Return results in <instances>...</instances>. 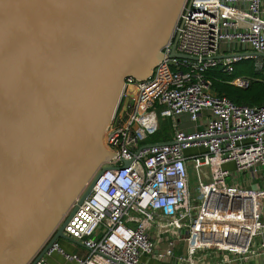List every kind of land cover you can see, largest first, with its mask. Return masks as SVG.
<instances>
[{
  "label": "built area",
  "instance_id": "2783aa9c",
  "mask_svg": "<svg viewBox=\"0 0 264 264\" xmlns=\"http://www.w3.org/2000/svg\"><path fill=\"white\" fill-rule=\"evenodd\" d=\"M247 52L264 53V0H185L151 77L125 80L112 156L64 226L84 254L57 241L35 264H264V103L236 105L204 78L242 60L261 70ZM162 120L170 141L147 143Z\"/></svg>",
  "mask_w": 264,
  "mask_h": 264
},
{
  "label": "water",
  "instance_id": "95a60500",
  "mask_svg": "<svg viewBox=\"0 0 264 264\" xmlns=\"http://www.w3.org/2000/svg\"><path fill=\"white\" fill-rule=\"evenodd\" d=\"M184 1L0 0V264L74 243L63 229L112 156L125 80L151 77Z\"/></svg>",
  "mask_w": 264,
  "mask_h": 264
},
{
  "label": "trees",
  "instance_id": "16d2710c",
  "mask_svg": "<svg viewBox=\"0 0 264 264\" xmlns=\"http://www.w3.org/2000/svg\"><path fill=\"white\" fill-rule=\"evenodd\" d=\"M238 77L251 79V83L247 89H240L230 83ZM204 78L209 82L211 92L219 97H226L234 104L240 106H260L264 103V60L261 70H256L252 60H242L233 66V72L227 74L222 70L221 66L209 69L204 73ZM167 123L164 130L159 131L147 141L149 144L163 143L170 141L171 123ZM162 122V121H161Z\"/></svg>",
  "mask_w": 264,
  "mask_h": 264
},
{
  "label": "rangeland",
  "instance_id": "374dc122",
  "mask_svg": "<svg viewBox=\"0 0 264 264\" xmlns=\"http://www.w3.org/2000/svg\"><path fill=\"white\" fill-rule=\"evenodd\" d=\"M160 123H161V128L163 127L162 130H164L165 127H166V126H164V125H166L167 122H166L165 120H162V122H160ZM170 125H171V124H170ZM58 242L61 244L62 247H64V249H65V251H66L67 253H70V254L75 253V254L82 255V254H84V252H85L84 249H82L81 247H79V246L73 244V243L70 242V241L59 240Z\"/></svg>",
  "mask_w": 264,
  "mask_h": 264
},
{
  "label": "crops",
  "instance_id": "0c3cea01",
  "mask_svg": "<svg viewBox=\"0 0 264 264\" xmlns=\"http://www.w3.org/2000/svg\"><path fill=\"white\" fill-rule=\"evenodd\" d=\"M152 264H155V263H152Z\"/></svg>",
  "mask_w": 264,
  "mask_h": 264
}]
</instances>
